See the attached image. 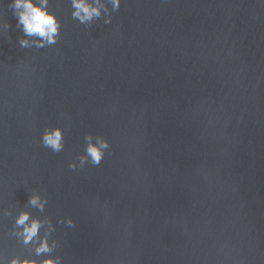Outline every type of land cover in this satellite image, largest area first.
Segmentation results:
<instances>
[{"label": "water", "instance_id": "1", "mask_svg": "<svg viewBox=\"0 0 264 264\" xmlns=\"http://www.w3.org/2000/svg\"><path fill=\"white\" fill-rule=\"evenodd\" d=\"M0 0V253L33 189L63 264H264V0H121L21 49ZM109 8L111 6L109 5ZM59 126V153L40 143ZM110 149L71 170L86 134ZM72 218L75 228L57 223Z\"/></svg>", "mask_w": 264, "mask_h": 264}, {"label": "clouds", "instance_id": "2", "mask_svg": "<svg viewBox=\"0 0 264 264\" xmlns=\"http://www.w3.org/2000/svg\"><path fill=\"white\" fill-rule=\"evenodd\" d=\"M51 0H11L8 7L16 17V27L23 35L18 37L21 49H43L56 44L60 38L62 22L56 12L50 8ZM71 17L78 23L89 27L94 21L103 17L104 24L112 21V12L119 10L121 0H69ZM109 5L111 8H109ZM7 22L0 21V28L9 29ZM83 154L70 162L71 170L82 169L86 165L98 167L105 158L111 145L103 135H84ZM40 143L54 153L64 150L65 138L61 127H47L44 129ZM48 198L39 190L33 189L29 194L24 208H21L14 217L11 235L22 246L30 249L28 256L14 255L5 258L0 253V264H63L59 255H54L59 247V241L52 238L56 228L48 216L33 215L28 209H35L44 213L48 205ZM2 216H13L10 210L0 213ZM57 223L69 228H75L76 222L72 218H60Z\"/></svg>", "mask_w": 264, "mask_h": 264}]
</instances>
